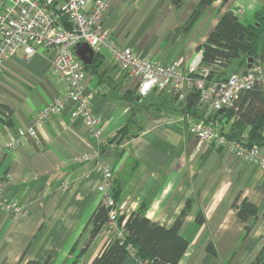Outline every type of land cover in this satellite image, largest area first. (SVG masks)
I'll use <instances>...</instances> for the list:
<instances>
[{"label":"crops","instance_id":"1","mask_svg":"<svg viewBox=\"0 0 264 264\" xmlns=\"http://www.w3.org/2000/svg\"><path fill=\"white\" fill-rule=\"evenodd\" d=\"M200 1L184 0L175 7L170 0H109L100 24L112 32L119 48L131 47L148 60L177 57L187 62L225 13L232 11L246 23L264 14V0H213L188 28ZM5 2L0 0V12ZM53 57L52 51L38 50L31 57L21 51L0 75V105L6 106L0 108V203L17 201L25 211L14 215L0 205V264L31 259L68 264L88 238L83 229L101 202L103 164H115L120 187L116 203L125 218L142 210L168 227L189 205L181 229L189 246L179 264H251L264 245V216L246 236L252 217L241 219L233 203L263 204L264 171L230 149H217L191 135L172 91L156 90L134 101L139 79L123 72L108 48L84 75L102 136H91L84 119L71 115V105L36 124L37 111L63 94L52 75ZM237 70L244 69L234 61L224 77ZM212 114L200 107L191 120ZM128 121L132 137L119 146L110 143ZM16 136L19 145L7 148ZM108 235L104 226L77 264H90ZM209 243L216 254L207 250ZM122 264L139 262L130 253Z\"/></svg>","mask_w":264,"mask_h":264},{"label":"built area","instance_id":"2","mask_svg":"<svg viewBox=\"0 0 264 264\" xmlns=\"http://www.w3.org/2000/svg\"><path fill=\"white\" fill-rule=\"evenodd\" d=\"M108 5L109 0H6L0 12V75L6 63L21 51L26 57L33 56L38 50L52 51V75L63 89V94L52 104L37 111L36 124H43L58 115L66 105H71V115L84 119L90 135L102 136L101 119L93 109L91 97L85 92V64L72 51L73 46L81 42L88 43L96 54L103 48L112 51L119 68L138 77L140 97L156 90H169L177 97L178 103L185 104L188 94L197 92L200 107L220 113L223 108L233 106L242 93L256 87L264 88L263 60L215 80L210 78L211 68L201 64L202 50L191 61L174 57L167 62H158L136 54L131 47L119 48L112 32L102 29L100 24L101 14ZM181 111L191 135L210 142L217 149H230L264 171V151L257 145L247 147L244 141L221 133L224 120L205 117L194 122L188 112L182 108ZM29 132L34 134L35 129L31 128ZM19 143L18 136L12 137L6 147L12 149ZM100 167L103 171L99 185L101 200L110 207L106 225L108 234L114 232L122 237L123 229L117 222L122 209L113 197L116 170L111 164ZM1 204L14 215L25 212L17 201Z\"/></svg>","mask_w":264,"mask_h":264},{"label":"trees","instance_id":"3","mask_svg":"<svg viewBox=\"0 0 264 264\" xmlns=\"http://www.w3.org/2000/svg\"><path fill=\"white\" fill-rule=\"evenodd\" d=\"M170 1L172 5L179 7L184 0ZM212 2L213 0H201L199 2L195 12L186 24L188 28ZM57 10L58 12L60 11L59 9ZM64 17L61 16V18ZM255 20L253 23L242 22L232 11L221 16L209 34L207 41L198 48V50H202L201 64L211 68L210 78L215 80L224 78L226 68L234 61H237L238 67L246 69L249 58H253V62H257L264 56V48L262 46L264 14L262 12L257 13ZM100 52L97 53L95 61ZM261 60L264 61V58ZM93 66V63L85 65V69ZM131 96L134 101L140 97L138 91ZM172 98V101L178 103L175 95ZM183 103H178L180 109L182 108L183 111L188 112L191 117L197 115L200 108L199 94L197 92L189 93L185 104ZM0 108L5 109L6 106L0 105ZM208 118H220V121L224 120V123L221 124V133L224 135H227L231 139L244 141L247 147L257 145L264 151L263 87H256L242 93L233 106L221 114L214 113L209 115ZM129 121L131 122V118H129ZM129 121L116 131L109 140L110 143L119 146L123 140L132 137V128ZM114 165L112 164V166ZM119 195L120 187L115 180L113 185V197L115 201H117ZM188 207L189 205L187 206L186 204L172 225L168 227L150 220L142 213V210L131 213L127 218L120 214L117 222L123 229V236L119 237L116 233L111 232L101 251L90 264H122L130 253H134L139 264H179L189 246L188 239L181 233L185 217L188 214ZM233 208L243 220L252 217L250 221L247 220L248 222L245 227L246 236L251 231L260 214L264 216V201L260 207H257L247 200L241 203L235 200ZM109 213L110 207L101 200L83 229L84 232L89 231L88 238L83 242L82 247L75 253L68 264H77L99 231L107 225ZM197 221H202L201 213L197 217ZM77 244L78 241L75 243V246ZM207 250L212 254H216V249L212 243L208 244ZM73 252H75V249L70 251V253ZM16 264L53 263L50 262V259L47 261L31 259L26 262L20 260ZM251 264H264V245Z\"/></svg>","mask_w":264,"mask_h":264},{"label":"water","instance_id":"4","mask_svg":"<svg viewBox=\"0 0 264 264\" xmlns=\"http://www.w3.org/2000/svg\"><path fill=\"white\" fill-rule=\"evenodd\" d=\"M72 51L85 65H91L97 55L86 42L77 43L73 46ZM248 62V68H250L253 63V58H249ZM225 110L226 108H223L219 112L222 113Z\"/></svg>","mask_w":264,"mask_h":264},{"label":"rangeland","instance_id":"5","mask_svg":"<svg viewBox=\"0 0 264 264\" xmlns=\"http://www.w3.org/2000/svg\"><path fill=\"white\" fill-rule=\"evenodd\" d=\"M213 112V110H211Z\"/></svg>","mask_w":264,"mask_h":264}]
</instances>
